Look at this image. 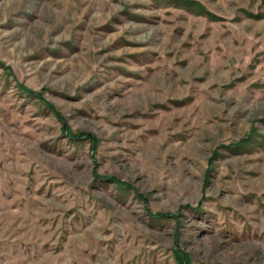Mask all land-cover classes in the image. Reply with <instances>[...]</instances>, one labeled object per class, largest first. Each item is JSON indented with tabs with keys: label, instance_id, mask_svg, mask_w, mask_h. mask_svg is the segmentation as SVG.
Masks as SVG:
<instances>
[{
	"label": "rangeland",
	"instance_id": "374dc122",
	"mask_svg": "<svg viewBox=\"0 0 264 264\" xmlns=\"http://www.w3.org/2000/svg\"><path fill=\"white\" fill-rule=\"evenodd\" d=\"M0 264H264V0H0Z\"/></svg>",
	"mask_w": 264,
	"mask_h": 264
}]
</instances>
